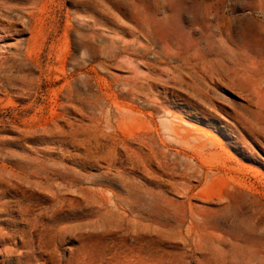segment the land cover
Masks as SVG:
<instances>
[{
  "label": "rangeland",
  "instance_id": "374dc122",
  "mask_svg": "<svg viewBox=\"0 0 264 264\" xmlns=\"http://www.w3.org/2000/svg\"><path fill=\"white\" fill-rule=\"evenodd\" d=\"M3 7L0 264H264V0Z\"/></svg>",
  "mask_w": 264,
  "mask_h": 264
},
{
  "label": "bare ground",
  "instance_id": "6f19581e",
  "mask_svg": "<svg viewBox=\"0 0 264 264\" xmlns=\"http://www.w3.org/2000/svg\"><path fill=\"white\" fill-rule=\"evenodd\" d=\"M0 9L1 10L3 9V12L7 13V14L10 13L11 11H13V9L10 7H3ZM29 13H30V11H29ZM143 13L145 14V12H142V16H144ZM27 15L29 17V14H27ZM4 17H7V16L5 15ZM31 17H32V15H31ZM32 23H34V22H32ZM6 32H9V30L7 29ZM7 38H8V36L0 37V39H2V41H5ZM229 52L233 53V51H229ZM174 54L175 53L173 52V55ZM4 65H5V62L3 60H0V70H2V71L4 70ZM176 72L180 73L181 71L179 69H176ZM238 73L236 72L235 74L238 75ZM10 213H11V211H10ZM2 215L10 217V214L7 212L2 213V211H0V247L3 248L2 252L4 254V259H5L4 262L10 263L11 262L10 260L12 257H16L19 260V258H22V256L30 255V254L35 257V259H34L35 261H38V255L41 253V251L39 250L40 247H38V249H37L36 247H33V244L31 245V243H34V237H33V233H32V230L34 229V225H33L34 223L30 224V227H31L30 231H20V230L12 231L7 226L9 225V223L14 222L13 219H11V218L10 219H8V218L3 219V218H1ZM23 220L24 219H22V221ZM16 224L19 225V223H16ZM5 225H7V226H5ZM28 225H29V221H28ZM2 226H5V227H2ZM17 239L20 240V242H19V244H21L20 251L17 248V243H15L16 241H14Z\"/></svg>",
  "mask_w": 264,
  "mask_h": 264
}]
</instances>
